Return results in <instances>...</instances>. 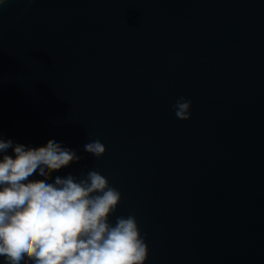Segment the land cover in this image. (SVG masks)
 <instances>
[{
    "label": "water",
    "instance_id": "water-1",
    "mask_svg": "<svg viewBox=\"0 0 264 264\" xmlns=\"http://www.w3.org/2000/svg\"><path fill=\"white\" fill-rule=\"evenodd\" d=\"M0 135L105 175L145 264H264V0H6Z\"/></svg>",
    "mask_w": 264,
    "mask_h": 264
},
{
    "label": "clouds",
    "instance_id": "clouds-1",
    "mask_svg": "<svg viewBox=\"0 0 264 264\" xmlns=\"http://www.w3.org/2000/svg\"><path fill=\"white\" fill-rule=\"evenodd\" d=\"M6 0H0V5ZM192 101L173 104L180 120L191 118ZM12 149L13 154L8 150ZM99 139L84 151L99 158ZM82 159L48 140L26 146L0 135V258L4 264H145L149 248L136 216L110 217L122 193L97 170L80 178L52 174ZM42 177L33 178L34 176ZM51 181V182H50Z\"/></svg>",
    "mask_w": 264,
    "mask_h": 264
}]
</instances>
